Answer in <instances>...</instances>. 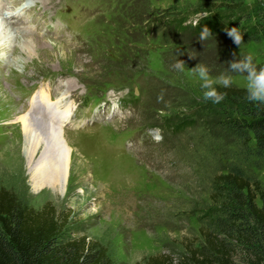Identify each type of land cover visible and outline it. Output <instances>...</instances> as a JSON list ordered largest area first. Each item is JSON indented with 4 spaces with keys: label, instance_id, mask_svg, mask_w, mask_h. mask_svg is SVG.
I'll return each instance as SVG.
<instances>
[{
    "label": "rangeland",
    "instance_id": "rangeland-1",
    "mask_svg": "<svg viewBox=\"0 0 264 264\" xmlns=\"http://www.w3.org/2000/svg\"><path fill=\"white\" fill-rule=\"evenodd\" d=\"M238 1L241 7L231 12L220 7L227 0H38L39 33L20 40L15 53L4 48L11 39H1L0 93L10 106L0 102V188L36 209L51 203L70 213L71 235L100 243L115 264L156 254L180 258L186 246L198 245L202 222L216 212L210 196L217 175L238 165L264 186V157L249 155L220 126L224 115L211 112L217 103L203 99L199 81L172 67L179 58L189 68L202 61L218 75L233 53H251L264 66V36L237 45L225 31L233 14L254 19L264 0ZM202 10L228 17L206 42L198 38V25L185 24ZM60 16L70 34L50 25ZM46 86L55 100L73 97L77 126L83 117L103 120L87 130H66L74 163L64 193L36 191L23 158L3 157L8 138L22 129L5 122L29 111L32 95ZM116 104L121 108L111 119Z\"/></svg>",
    "mask_w": 264,
    "mask_h": 264
},
{
    "label": "trees",
    "instance_id": "trees-1",
    "mask_svg": "<svg viewBox=\"0 0 264 264\" xmlns=\"http://www.w3.org/2000/svg\"><path fill=\"white\" fill-rule=\"evenodd\" d=\"M220 7L234 12L241 2L227 0ZM252 17L233 14L228 28L240 27L246 39L262 38L264 11ZM227 18L225 14L205 17L195 30L205 25L219 29L220 21ZM221 91L227 93L225 98L211 110L224 115L220 126L234 133L249 155L264 157V103L249 101L244 88ZM210 200L216 212L202 222L198 245L186 246L180 258L156 254L138 264H264L261 181L251 178L241 166H231L213 180ZM70 217L51 203L36 209L15 191L0 188V264H115L100 243L85 235H71Z\"/></svg>",
    "mask_w": 264,
    "mask_h": 264
},
{
    "label": "bare ground",
    "instance_id": "bare-ground-1",
    "mask_svg": "<svg viewBox=\"0 0 264 264\" xmlns=\"http://www.w3.org/2000/svg\"><path fill=\"white\" fill-rule=\"evenodd\" d=\"M19 9L21 8H15V11ZM13 13L15 16L16 12ZM12 18V16L9 17V19ZM4 20L0 19V45L1 39H5L7 35V39L9 41L11 39V43L4 48L5 50L7 48L8 51L11 48L12 52H15L17 50L15 49L16 45L12 43H16L17 38L8 27L9 20ZM9 29L10 31L7 33ZM8 35H11L12 38H9ZM27 39L25 42H30V39ZM24 49L31 52L26 43ZM2 55L0 54V56ZM6 61L9 60L6 59ZM5 95L0 93V102H2L3 107L10 106V101ZM50 96V90L48 92L45 89L41 90L33 97L30 111L20 112L14 120L5 122V126L14 123L21 124L22 129L16 139L8 138L5 144V156L3 157H7L8 162H21L23 158L27 169L30 171L31 181L36 191L64 193L69 189L74 163L73 149L67 144L65 130L73 111L72 105L66 99L61 102H54L55 105H53Z\"/></svg>",
    "mask_w": 264,
    "mask_h": 264
},
{
    "label": "clouds",
    "instance_id": "clouds-1",
    "mask_svg": "<svg viewBox=\"0 0 264 264\" xmlns=\"http://www.w3.org/2000/svg\"><path fill=\"white\" fill-rule=\"evenodd\" d=\"M208 15L207 11H196L185 20V24L195 27L200 25L201 20ZM225 31L235 44L242 45L244 35L240 31V27L225 28ZM210 37H214L212 30L205 25L199 32L198 38L200 41L206 42ZM183 54L179 52L177 56L180 57ZM188 55L195 58L190 52ZM233 56L234 59L226 62L227 69L218 75H213L212 68L202 61L189 68L186 61L179 58L172 67L180 73L187 72V75L199 81L205 100L220 103L227 94L221 91L222 88L227 89L234 84H243L249 101L264 103V66H258L251 53L243 56L233 53Z\"/></svg>",
    "mask_w": 264,
    "mask_h": 264
}]
</instances>
